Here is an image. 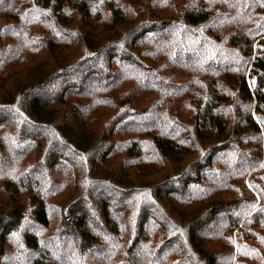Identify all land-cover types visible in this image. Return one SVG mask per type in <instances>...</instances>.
<instances>
[{"label": "trees", "instance_id": "1", "mask_svg": "<svg viewBox=\"0 0 264 264\" xmlns=\"http://www.w3.org/2000/svg\"><path fill=\"white\" fill-rule=\"evenodd\" d=\"M0 264H264V0H0Z\"/></svg>", "mask_w": 264, "mask_h": 264}]
</instances>
